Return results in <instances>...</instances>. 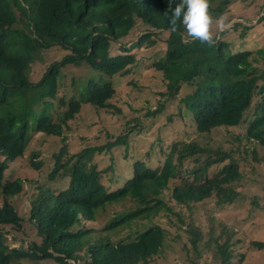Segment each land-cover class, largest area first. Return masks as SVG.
Listing matches in <instances>:
<instances>
[{"label": "trees", "instance_id": "obj_1", "mask_svg": "<svg viewBox=\"0 0 264 264\" xmlns=\"http://www.w3.org/2000/svg\"><path fill=\"white\" fill-rule=\"evenodd\" d=\"M221 1L210 0V13L221 12V4L216 10L213 7ZM168 2L0 0V264H150L163 249L166 231L160 225L144 231L138 227L139 222L158 215L169 219L177 231L191 233L192 247L198 252L202 237L195 233L197 227L167 204L165 193L170 191L171 201L190 211L211 198L221 207L233 205L239 198L236 185L242 174L231 152L196 142H174L168 149H160L164 151L160 170L135 162L132 177L124 187L116 190L121 182L116 180V189L110 190L103 183L107 170H99L95 158L118 146L128 147V134H124L77 154H67L64 147L55 156L50 180L30 196L29 221L35 228L36 241L12 248L10 243L17 244L18 238L13 236L9 242L5 238L12 232L23 233V218L8 201L23 192V182L6 178L8 162L24 156L34 134L61 137L83 105L110 108L116 95L114 78L128 75L136 67L132 52L144 44L153 45L152 38L163 32L169 33L166 53L154 64L166 83L167 92L162 95L177 101L184 87L193 89L179 99L183 107L179 114L192 120L198 133L247 124L245 138L264 147V71L258 67L264 58L259 60L250 51L234 52L225 41L216 40L211 46L191 38L185 41L183 26L178 22L177 31L170 26ZM179 2L173 0L172 8ZM139 22L148 31L131 48H115ZM243 25L236 23L232 28H251ZM54 47L66 55L51 63L38 82H32V64L40 53ZM113 49L118 53L115 56ZM256 53L263 57L264 50ZM83 65L93 72L92 77L78 87L73 82L74 94L60 95L64 69ZM137 127L129 123L128 132ZM214 167L216 171H212ZM57 181L60 187L54 192L49 184ZM126 201H131L135 209L116 214L99 229L85 227L95 222L107 206ZM121 226L131 234L134 231L132 240L113 243L111 234ZM228 232L223 229L222 235ZM228 242L229 236L210 232L204 247L209 250L214 246L220 264H231L230 247L241 244L240 240ZM251 246L264 249L263 242L253 241ZM244 258L242 254L237 264H243Z\"/></svg>", "mask_w": 264, "mask_h": 264}, {"label": "rangeland", "instance_id": "obj_2", "mask_svg": "<svg viewBox=\"0 0 264 264\" xmlns=\"http://www.w3.org/2000/svg\"><path fill=\"white\" fill-rule=\"evenodd\" d=\"M220 4L221 12H211L215 21L212 30L216 40L230 43L234 52L250 51L259 60L264 58V54L262 57L256 53L260 49L264 50V0H223L214 4L215 10ZM221 19L225 24L223 30L218 28ZM236 23L251 28L233 29ZM145 31L148 28L139 22L131 34L115 45V48L120 45L126 49L131 48ZM223 31L227 32L223 34ZM185 34L187 41L190 37ZM168 37L169 33L163 32L159 37L152 38L153 45L144 44L132 52L137 60L136 67L130 74L114 78L116 95L110 102V108L96 109L91 105H83L75 119L68 122L61 137L34 134L24 156L8 162L6 178L10 182L20 179L24 187L21 195L8 199L23 218V233L12 232L5 237L8 242L13 236L18 238L17 244L10 243L12 248L22 244L27 246L36 241L35 228L29 221L30 196L38 186L50 180V174L55 169V156L64 147L67 154H77L86 148L103 146L113 138L128 134V147L118 146L110 153L95 158L98 169L107 170L103 174V183L110 190L116 189V180H121L116 190L124 187L132 177L135 162H144L151 169L160 170L161 164H164V151L160 149L166 150L174 142H196L209 149L231 152L242 174L241 182L236 185L240 196L230 206L221 207L215 198H211L197 204L190 211L186 207L177 206L171 201L170 191L166 192L167 204L188 224L192 222L197 227L195 233L202 237V243L198 252L195 251L191 244L192 234L186 230L177 231L176 227L170 226V220L162 215L139 222L138 228L142 231L155 225H160L166 231L163 249L150 264H195L194 261L198 264H220L214 256V246L209 250L204 247L210 232L224 238L229 236V244L240 240L241 245L230 247V252L233 251L231 264H237L242 254H245L243 264H264V249L259 251L251 246L253 241L264 243V147L245 138L247 124L217 129L210 134L198 133L193 121L179 114L183 110L178 104L179 99L193 89L184 87L177 101L169 100V95H162L167 92L166 83L154 64L165 56V41ZM114 49L115 56L118 53ZM65 55L58 47L40 53L30 69L31 81L38 82L50 64L62 60ZM258 67L261 72L264 71V60L259 62ZM92 75L93 72L85 65L65 68L59 83L60 95L74 94L75 87L85 83ZM180 107L182 110L179 111ZM159 108L160 112L151 114ZM246 117L250 118V114L247 113ZM129 123L131 127L138 126L132 133L128 132ZM216 170L215 167L212 169ZM35 181L39 182L38 185L34 184ZM65 183L68 185L67 181ZM49 187L55 192L60 185L57 181L50 183ZM134 209L131 201L107 206L97 215L95 222L87 223L85 227L99 229L116 214L129 213ZM172 220L177 222L175 217ZM223 229L229 231L228 235H222ZM132 234L121 226L115 234H111V241L129 242ZM39 264L56 263L44 261Z\"/></svg>", "mask_w": 264, "mask_h": 264}, {"label": "clouds", "instance_id": "obj_3", "mask_svg": "<svg viewBox=\"0 0 264 264\" xmlns=\"http://www.w3.org/2000/svg\"><path fill=\"white\" fill-rule=\"evenodd\" d=\"M172 3L173 0H169L168 8L172 12L169 23L173 31H177L179 22V24L185 29L187 36L190 37L192 41L198 40L200 43H206L210 46L216 42L212 30L215 21L210 13V0H180L174 8H172ZM224 27V21L221 19L218 22V28L223 30ZM14 207L16 208L15 205Z\"/></svg>", "mask_w": 264, "mask_h": 264}]
</instances>
